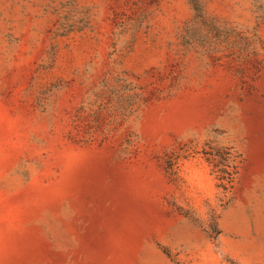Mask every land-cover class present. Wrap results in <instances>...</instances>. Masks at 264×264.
<instances>
[{"label":"rangeland","instance_id":"374dc122","mask_svg":"<svg viewBox=\"0 0 264 264\" xmlns=\"http://www.w3.org/2000/svg\"><path fill=\"white\" fill-rule=\"evenodd\" d=\"M0 264H264V0H0Z\"/></svg>","mask_w":264,"mask_h":264}]
</instances>
